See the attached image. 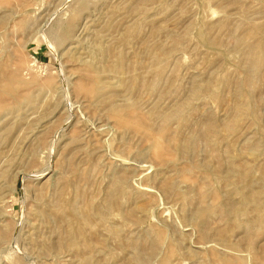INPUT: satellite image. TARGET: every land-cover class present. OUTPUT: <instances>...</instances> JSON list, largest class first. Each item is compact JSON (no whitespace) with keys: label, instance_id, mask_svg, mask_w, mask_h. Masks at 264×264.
<instances>
[{"label":"rangeland","instance_id":"obj_1","mask_svg":"<svg viewBox=\"0 0 264 264\" xmlns=\"http://www.w3.org/2000/svg\"><path fill=\"white\" fill-rule=\"evenodd\" d=\"M0 264H264V0H0Z\"/></svg>","mask_w":264,"mask_h":264}]
</instances>
